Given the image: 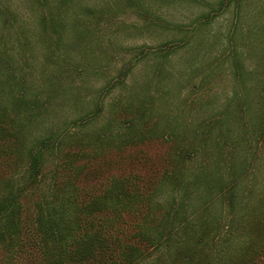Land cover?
<instances>
[{
	"label": "rangeland",
	"instance_id": "374dc122",
	"mask_svg": "<svg viewBox=\"0 0 264 264\" xmlns=\"http://www.w3.org/2000/svg\"><path fill=\"white\" fill-rule=\"evenodd\" d=\"M82 1L93 8L87 34L51 30L55 61L38 41L21 51L0 15V38L27 62L25 76L33 88L43 90V76L55 73L65 89L33 128L35 136L60 126L89 136L101 127H121L129 138L147 129L145 140L130 153L137 159L127 162L132 167L135 160L147 161L145 168H157L168 160L170 166L177 164L174 152L180 143H198L212 135L208 132L220 134L219 127L259 125L264 115V0H227L228 5L222 0ZM0 2L18 13L26 36L39 33L27 0ZM67 17L65 22L74 20L72 7ZM253 143V164L232 171V182L213 184L208 194L202 184L196 195L191 194L196 188L184 194L195 200L187 214L208 235L213 256L231 240V251L244 243V249L263 257L264 140Z\"/></svg>",
	"mask_w": 264,
	"mask_h": 264
},
{
	"label": "trees",
	"instance_id": "16d2710c",
	"mask_svg": "<svg viewBox=\"0 0 264 264\" xmlns=\"http://www.w3.org/2000/svg\"><path fill=\"white\" fill-rule=\"evenodd\" d=\"M27 4L40 27L28 37L18 13L0 2L3 25L15 32L21 51L38 41L53 57L51 30L87 34L93 8L82 0ZM71 7L74 20L65 22ZM8 42L0 38V264H264V252L263 257L253 255L244 243L231 251V240L213 256L208 235L187 214L195 200L184 197L192 188L196 195L200 184L208 194L209 186L228 184L232 171L253 164V142L264 140V115L259 125L219 127L220 134L208 132L212 135L198 143H180L173 166L168 160L149 169L147 161L135 160L131 167L127 160L137 159L130 153L145 140L147 129L132 138L121 127H101L89 136L60 126L34 135L33 128L65 89L55 73L43 76L47 87L34 89L25 76L27 62ZM202 150L201 160L194 162ZM240 151L243 157L238 158ZM114 164L128 166L114 170Z\"/></svg>",
	"mask_w": 264,
	"mask_h": 264
}]
</instances>
